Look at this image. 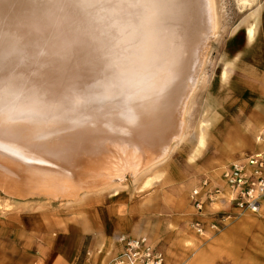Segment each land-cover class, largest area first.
<instances>
[{"label":"rangeland","instance_id":"374dc122","mask_svg":"<svg viewBox=\"0 0 264 264\" xmlns=\"http://www.w3.org/2000/svg\"><path fill=\"white\" fill-rule=\"evenodd\" d=\"M212 1L218 27L210 37L203 34L201 76L185 105V90L177 95L170 128L160 130L156 142L149 145L137 134V154L120 143L116 150L107 145L112 152L107 148L101 155L99 148L86 149L89 141L82 133L88 130L79 127L82 120L56 117L35 125L16 114L15 106L7 117L0 113L1 248L5 243L11 249L33 247L53 236L85 254L87 262L96 259L101 246L96 254L109 263L121 253L122 237H147L165 253L167 264H264V203L259 214H237L223 181L232 165L264 152V0ZM251 24L252 40L246 31ZM227 68L232 71L224 78ZM69 112L82 115L86 109L77 105ZM5 118L12 119L7 121L11 128L18 121L9 134L4 133ZM201 132L206 143L196 153ZM117 133L104 138L127 139L126 133ZM150 178L151 185L143 188ZM195 192L203 199L202 210L195 206ZM23 219L30 233L41 234L38 238L21 236ZM214 224L219 231L212 229Z\"/></svg>","mask_w":264,"mask_h":264},{"label":"bare ground","instance_id":"6f19581e","mask_svg":"<svg viewBox=\"0 0 264 264\" xmlns=\"http://www.w3.org/2000/svg\"><path fill=\"white\" fill-rule=\"evenodd\" d=\"M217 27L212 0H0V113L7 117L15 106L16 114L35 125L56 117L82 120L86 149L107 153V145L113 150L120 143L137 154V134L149 145L156 142V134L170 128L177 95L185 90L183 104L188 102L201 76L203 34L210 37ZM246 31L254 39V24ZM77 105L86 112L73 116L69 109ZM9 118L6 134L20 120L13 118L11 128ZM114 128L127 139L110 138ZM200 134L196 153L206 143V134ZM152 182L146 180L143 188Z\"/></svg>","mask_w":264,"mask_h":264},{"label":"built area","instance_id":"2783aa9c","mask_svg":"<svg viewBox=\"0 0 264 264\" xmlns=\"http://www.w3.org/2000/svg\"><path fill=\"white\" fill-rule=\"evenodd\" d=\"M223 181L229 196L228 203L237 210V214H259L264 203V152L251 154L232 165L223 174ZM193 199L196 208L202 210L204 202L199 192L194 193ZM196 228L203 233L200 223ZM212 229L219 231L215 224ZM120 242L122 251L109 264H167L165 253L147 237H122Z\"/></svg>","mask_w":264,"mask_h":264},{"label":"crops","instance_id":"0c3cea01","mask_svg":"<svg viewBox=\"0 0 264 264\" xmlns=\"http://www.w3.org/2000/svg\"><path fill=\"white\" fill-rule=\"evenodd\" d=\"M158 178V177H157ZM227 193V191H225ZM27 222V223H26ZM23 223L21 229V236L25 239H29L30 236L39 237L41 234L30 233L28 227V221ZM26 223V224H25ZM30 234V235H29ZM42 242L36 243L35 246L30 247L25 245H12L7 243L3 244L1 248L0 244V264H109V258H105L104 255H97L96 252L101 250V246L94 252V258L92 262L86 261V255L77 251L72 246H64L60 243V240L53 236H45L42 238ZM103 248V247H102ZM104 254L109 252V248L103 249ZM101 251V252H103ZM100 252V251H99ZM108 255V254H107ZM108 257V256H107ZM104 259V260H103ZM106 259V260H105Z\"/></svg>","mask_w":264,"mask_h":264}]
</instances>
